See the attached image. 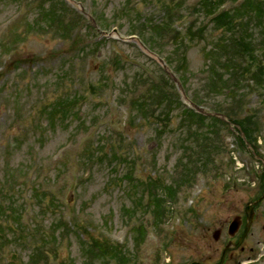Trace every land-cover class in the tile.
<instances>
[{"label": "rangeland", "instance_id": "rangeland-1", "mask_svg": "<svg viewBox=\"0 0 264 264\" xmlns=\"http://www.w3.org/2000/svg\"><path fill=\"white\" fill-rule=\"evenodd\" d=\"M65 1L72 11L65 12L57 2L52 7L48 0L35 8L30 7L28 0H0V201L8 193L20 200L21 223L33 233L41 228L61 236L62 232L54 230L57 218L71 226L77 223L78 228L68 227L65 237L58 240L57 260L73 257L76 264H81L79 240L104 235L121 245L130 264L166 263L168 256L173 264H189L193 260L216 264L229 240V222L235 215H243L244 205L264 190L255 174L264 163V83L256 84L247 76H239L243 84L234 96L215 92L213 85L208 84L210 60L206 51L216 47L224 29L214 26L210 14L198 10L201 0ZM245 1L225 0L215 8V14L234 6L242 8ZM213 2L207 0V8ZM44 9L52 10L54 20L42 19L40 12ZM94 14L106 20L105 30L93 26ZM81 17L83 21L77 23ZM36 19L39 24L28 27L27 22L33 24ZM149 19L153 21L154 43L163 49L157 50L166 55L172 49L180 52L184 48V76L190 96L198 94L205 109L213 111L220 106L233 119H246L243 123L254 130V140L241 147L233 128L235 123L220 118L224 123L212 127L205 144L215 143L221 150L211 151L207 172H199L191 183L177 190L174 200H168L166 207L170 212L160 228L152 226L153 216L142 212L143 205H135L136 197L143 194L144 204L148 195V187L138 179L156 176L165 183L178 180L176 170L180 167L176 163L182 159L181 145L191 146L195 135L182 134L177 110L171 129L157 134L152 116L147 119L131 106L135 100L149 102L148 107L155 108L152 99H146L152 93L149 90L153 83L166 88H171V84L175 89L178 86L171 78V84L166 85L168 75L158 59L144 50L136 37L127 35L133 25L141 31L146 29ZM243 23L238 31L242 43L247 28ZM61 24L73 27L69 35L70 26L65 28ZM189 27L192 37L187 35ZM57 28L64 30L65 36ZM149 32L147 28L148 38ZM259 34L256 30L253 47L264 63V44L258 47L262 38ZM225 43L227 47L230 44ZM217 49L216 54L221 52L218 46ZM116 58L124 61L123 66L114 63ZM234 58L243 60L239 54ZM92 81L100 86L98 95L87 91ZM214 85L225 88V82ZM75 90L84 97L76 106V114H69L66 122L56 120L54 127L49 128L41 109L58 96L72 97ZM111 144L125 161L99 162L96 156L101 151L92 160L83 155L84 146L94 149L103 145L107 149ZM134 186L136 189H132ZM35 187L45 190L46 199L54 200L56 206L52 210L45 208L46 202L43 210L34 204ZM127 208L139 212L133 214ZM255 211L248 235L239 248L226 255L225 264H235L247 255L261 257L259 243L264 244V218L258 216L264 212V199ZM142 222L146 234L136 245L133 230ZM216 229H221L217 240L213 237ZM74 231L79 233L78 237ZM8 248L0 251V264H14L10 262V253L21 263L27 260L29 248ZM51 248L49 243L48 249ZM50 262H54L52 257Z\"/></svg>", "mask_w": 264, "mask_h": 264}, {"label": "trees", "instance_id": "trees-1", "mask_svg": "<svg viewBox=\"0 0 264 264\" xmlns=\"http://www.w3.org/2000/svg\"><path fill=\"white\" fill-rule=\"evenodd\" d=\"M37 2V6H42L47 3V0H33ZM60 0H48V2L54 7V3ZM213 4L207 8V0H201L198 5V10L202 9L206 14H210V20L213 22L215 27L223 28L222 36L220 40L216 41V47H213L212 50L206 51V57L210 60L208 63V84L213 85L215 92L222 93L225 91L226 94L234 96L236 89L241 86L242 82L240 77H249L247 79H253L256 84L264 83V67L263 61L255 53L253 44V36L256 34V30L259 31V35L262 37L259 41L258 47H263L264 44V1L263 0H246L242 4V8L238 6L231 7L228 10L219 12L215 14V8L222 4L225 0H213ZM204 9H203V7ZM62 10L65 8L62 7ZM126 15H129L127 11H123ZM42 19H49L50 21L54 20L52 15V10L44 9L40 12ZM136 15L137 12L135 13ZM245 17V19H243ZM39 20L36 19V22L31 24L27 23L28 26H36L39 24ZM253 21V22H252ZM247 28L249 25H252L251 29L244 30L245 38L243 43L240 41L239 37L241 36L242 27L244 23ZM153 21L148 20L147 26L144 28L149 29V36H146V29L142 31L138 28L135 29L134 25L131 27V33H138L143 42L148 46V48L157 54L164 56L163 53L159 50H163L160 46L155 45V38L153 37ZM156 33L159 32L160 27H157ZM191 27L188 29L190 30ZM258 28V29H257ZM248 30V31H247ZM228 33V37H225ZM187 35L192 37V31H187ZM263 35V36H262ZM175 40H178V37L174 35ZM226 40V41H225ZM229 42V46L225 42ZM184 45V43H183ZM179 45H176V48ZM217 46L220 48L221 52L216 54L214 50L217 49ZM185 47V45H184ZM264 48V47H263ZM159 49V50H157ZM218 50V49H217ZM184 48L182 51L178 52V49H172L167 51L165 58L170 67L173 68L179 74L180 81L187 91V77L184 76L185 66H186V56L184 53ZM240 55L243 60L235 59L236 55ZM224 55V57H222ZM114 63L116 65L123 66V63L119 59H115ZM238 76H237V75ZM166 85L171 84L169 77L165 78ZM225 82V90H221L222 85H214L217 83ZM227 83H230L229 85ZM99 84L95 82H90L87 85V91L91 95H98L96 93L99 88ZM151 94L146 96V99H152V102L155 103V108L151 109L149 102L145 101H131V106L136 109L138 112H142V116L149 118L148 115L152 116L155 124H157L155 133L162 134L166 130L171 129V121L173 119L174 111L177 110V118L179 120V129L182 131V134H190L191 136L195 135V141L192 142L191 146L181 145L183 155L177 162L180 165V181L175 184H166L164 180L159 177H148L147 179L140 180L143 185L148 187V199L145 205L142 207V212L145 214L151 212L154 216L155 226H159L158 223L162 222L167 208L164 206L167 197H174L176 186L184 182H189L194 178V176L199 172H205V166L207 165V160L210 159V149L209 145L205 144V139L208 137V132L213 130V126L216 123H224L222 120L215 116L203 115L197 113L191 108L184 105L180 99L179 93L171 84V88H166L158 83L151 84L149 93ZM224 93V92H223ZM82 95L75 90L72 97L69 95H62L55 98V101H52L45 105L44 114L47 116L48 123L51 127H54L55 121H63L69 114H76V106L80 99H83ZM141 99H144L141 98ZM192 101L198 104H203V99L198 95L194 94L191 97ZM72 106V111H71ZM143 108L145 111L143 112ZM160 109L158 114L156 111ZM214 111L223 110L220 106H217L213 109ZM209 120L208 123L206 121ZM241 119L239 123L244 130L246 136L252 138L251 134L254 130L250 129L248 124L243 123ZM182 124V128L180 127ZM206 127V128H205ZM204 128L202 131L201 129ZM181 134V135H182ZM187 138L189 136H186ZM216 145H213L215 148ZM218 148V147H216ZM83 155L86 159L92 160V157L95 153H101L96 156L97 161H114V160H126L124 157H118V149L114 146L104 149L103 145L97 146L94 149L89 145L84 146ZM99 161V162H100ZM113 166V165H112ZM131 180V177L129 175ZM132 189H136L134 186ZM134 191V190H133ZM45 190L35 191L36 204L42 209L43 204L48 210H52L55 207L54 200L52 198L46 199ZM143 195L140 194L139 197H136L135 201L138 200V203L141 204ZM23 206L19 204L18 200L12 199V194L7 195L5 198V203L0 202V249L5 245H19L24 248H29L30 252L28 255L27 262L24 264H51L48 261V254L53 253L55 255V246L58 242L56 233L52 234L50 232H44L41 228L36 230V232H31L29 229L25 228L26 232H22L24 228L21 223V214L18 213V210L22 209ZM134 208V207H132ZM133 214L136 213V209L130 210ZM10 221L11 225L4 224V222ZM76 222L73 223L75 226ZM68 227L71 228L70 224L65 223L63 219L57 218V221H54V230L55 232H62L60 237L64 236V231H68ZM22 232V233H21ZM76 237L79 236L77 231H74ZM145 234L144 228L142 225L134 228V236L136 243L143 239ZM79 239V238H78ZM52 243V248L48 249V244ZM80 244V254L82 257V264H107L110 260H115L117 264H129L128 257L121 251L120 246L112 241H110L105 236H94L85 241L79 240ZM14 257V255H12ZM60 264H75V262L70 258L68 261H61Z\"/></svg>", "mask_w": 264, "mask_h": 264}, {"label": "water", "instance_id": "water-1", "mask_svg": "<svg viewBox=\"0 0 264 264\" xmlns=\"http://www.w3.org/2000/svg\"><path fill=\"white\" fill-rule=\"evenodd\" d=\"M245 212L247 214V219H248V223H247V227H246V230H245V233L243 235V237L245 236L249 226H250V223H251V220H252V216H253V206L251 203H248L245 207ZM240 223H241V220H240V217L239 216H235L233 218V220L231 221L230 225H229V228H228V233L230 235H234L235 232L238 230L239 226H240ZM219 234H220V231L217 230L215 233H214V237L215 238H218L219 237ZM243 237L236 243V244H228L223 252H222V256H221V259H220V262L219 264H222L223 262V259H224V255L226 254V252L232 248H236L242 241ZM190 264H200L198 262H192Z\"/></svg>", "mask_w": 264, "mask_h": 264}]
</instances>
